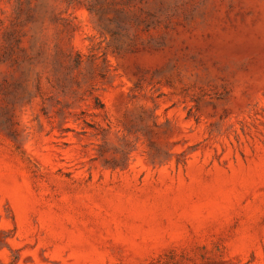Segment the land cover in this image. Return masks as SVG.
Returning <instances> with one entry per match:
<instances>
[{
	"label": "rangeland",
	"instance_id": "rangeland-1",
	"mask_svg": "<svg viewBox=\"0 0 264 264\" xmlns=\"http://www.w3.org/2000/svg\"><path fill=\"white\" fill-rule=\"evenodd\" d=\"M0 264H264V0H0Z\"/></svg>",
	"mask_w": 264,
	"mask_h": 264
}]
</instances>
